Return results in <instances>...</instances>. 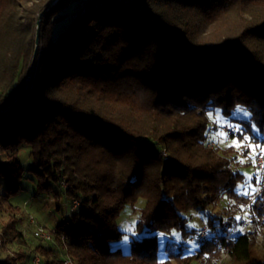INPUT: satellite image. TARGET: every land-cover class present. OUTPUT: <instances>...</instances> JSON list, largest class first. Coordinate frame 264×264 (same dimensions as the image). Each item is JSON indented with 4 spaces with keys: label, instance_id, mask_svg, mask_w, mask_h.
Masks as SVG:
<instances>
[{
    "label": "trees",
    "instance_id": "1",
    "mask_svg": "<svg viewBox=\"0 0 264 264\" xmlns=\"http://www.w3.org/2000/svg\"><path fill=\"white\" fill-rule=\"evenodd\" d=\"M217 111L245 129L239 146L211 145ZM249 143L264 146V0H0V236L20 248L0 264H264ZM22 179L80 203L51 242L19 229ZM127 209L141 237L123 253L110 243ZM159 232L198 247L160 251Z\"/></svg>",
    "mask_w": 264,
    "mask_h": 264
},
{
    "label": "rangeland",
    "instance_id": "2",
    "mask_svg": "<svg viewBox=\"0 0 264 264\" xmlns=\"http://www.w3.org/2000/svg\"><path fill=\"white\" fill-rule=\"evenodd\" d=\"M233 116L247 117L248 113L245 116L244 112L235 111L233 113ZM209 119H210V125H213L214 123L217 125V128L215 129L213 128L211 130V134H210L211 145L233 144L234 146H239L237 142L235 143L233 142L234 141L233 138L232 137L230 138V135L228 134L229 131L226 130L227 129L226 125H228L226 121L229 119L223 117L222 115L217 116L216 114L210 115ZM222 125H224L223 128H221ZM218 128L220 129L219 131H217ZM248 145L250 148L249 157L251 160H253V157L255 154L264 152V146H259L255 143H249ZM19 156L21 159L22 167L26 169L30 165L28 149L26 147H22L20 150ZM246 160L247 158H245L244 161ZM253 166H254V163L251 166H247V167H243L239 169V171L245 175L247 182H249V185H251L250 184L251 179L256 175V170ZM248 178H251V179H248ZM10 184L11 183L9 181L0 179V196L5 193V189ZM19 184L21 186V192L17 197L11 200V203L19 206L20 209L16 211V214L22 219V224L19 225V229L24 233L25 239L30 243V245L34 246L42 240L34 237L33 231H34L35 225L29 222L30 216H32L35 219L38 225H41L48 230H51L55 227V225L59 221L69 218L72 214V210H75L76 208H74V204H73L74 200L71 202L68 200H65L64 198H60L59 200H53L51 196L37 194L34 184L30 182L29 180L22 179ZM142 204H143V201L140 200L136 206L141 207ZM7 213H5L3 217H0V226L7 220V218H5L7 217L6 216ZM191 216L192 217L189 216V218H191L190 225L192 226L200 225V221L197 219L196 213L192 212ZM137 220H138V214L137 213L134 214L130 209H127L121 215V218L119 221V229L122 232H124V234L121 239L110 243V248L112 250L120 249L123 253L129 252L130 242L134 240L135 238L141 237V234H138L134 230V226ZM245 228L246 226L238 225L236 231L243 232ZM125 234H127L129 237L127 241L123 239ZM176 238H177L176 241H172L176 244V247H178V245L180 244H183V242L187 244V247L184 248L185 253L189 254L198 247V244H196V242H194V240L192 239L188 241H183L178 237ZM0 239H1L0 259H3L6 255H12L13 251L15 250L17 251L20 249L16 245V243L9 245V243H6L4 239L1 238V236H0ZM166 243H167V240L165 241L163 245H161L158 242L160 251H162L165 248ZM34 255H37L41 260V257L39 254L36 253Z\"/></svg>",
    "mask_w": 264,
    "mask_h": 264
},
{
    "label": "snow or ice",
    "instance_id": "3",
    "mask_svg": "<svg viewBox=\"0 0 264 264\" xmlns=\"http://www.w3.org/2000/svg\"><path fill=\"white\" fill-rule=\"evenodd\" d=\"M236 111H237V112H243V110L240 109L239 106H237ZM216 115H217V116H220L221 113H220L219 111H217V112H216ZM244 115L246 116L247 113L245 112ZM226 122H227L228 125H229V131H230V133L233 134V136H234V141H233L234 143H235L236 140L239 139V138H244V139L247 138V137L245 136V129H244L243 127H240V126H238V125H234V124H232L231 120H227ZM219 130H220V129L218 128L217 131H219ZM207 131H208V129H207V126H206V127H205V132L207 133ZM235 133H239L240 136H239V137H235V135H234ZM248 179H251V178H248ZM237 191H240V189H237ZM244 192H245V195H246V194H247V189H245ZM235 219H236V221H241L242 218L239 217V216H237ZM228 230H229V231H233L234 229H233V228H229ZM129 231H130V229H129ZM156 235H157V237H158V242H159L161 245H163V244L165 243L166 240L169 241V242H172V241H176V240H177V238L175 237V234H174V233H173V236H171V237H166L165 234H164L163 232H159V233H157ZM123 239H124L125 241H127V240L129 239L128 235L125 234L124 237H123Z\"/></svg>",
    "mask_w": 264,
    "mask_h": 264
},
{
    "label": "built area",
    "instance_id": "4",
    "mask_svg": "<svg viewBox=\"0 0 264 264\" xmlns=\"http://www.w3.org/2000/svg\"><path fill=\"white\" fill-rule=\"evenodd\" d=\"M253 161H254L256 168L259 171H262L264 168V153L255 154L253 157ZM73 204H74V206H80V203L77 200H74ZM30 217L32 219V224L35 225L34 229H41V227H43L41 225H38L32 216H30ZM206 229H207V227H203L201 229L200 233L196 237L197 240H199L201 238V236H205V230ZM33 233H34V231H33ZM46 242H50V240H49V238H47V236H46ZM32 260L34 261V264H39L37 257H33ZM63 264H69L68 261L66 260V258L63 260Z\"/></svg>",
    "mask_w": 264,
    "mask_h": 264
},
{
    "label": "bare ground",
    "instance_id": "5",
    "mask_svg": "<svg viewBox=\"0 0 264 264\" xmlns=\"http://www.w3.org/2000/svg\"><path fill=\"white\" fill-rule=\"evenodd\" d=\"M74 208H79V206H74ZM29 222L32 224V219L31 217H29ZM207 232L208 229L205 230V236H201V238L197 241L202 242L205 240L206 236H207ZM34 237L41 239L43 241H46V236L47 238H49L50 242L53 241V237H54V230H48L45 227H41V229H34V233H33ZM0 243H1V239H0ZM33 257H37L39 264H41V260L37 255H34ZM66 260L68 261L69 264H75V262L71 259V258H66ZM33 264L34 261L32 260Z\"/></svg>",
    "mask_w": 264,
    "mask_h": 264
},
{
    "label": "water",
    "instance_id": "6",
    "mask_svg": "<svg viewBox=\"0 0 264 264\" xmlns=\"http://www.w3.org/2000/svg\"><path fill=\"white\" fill-rule=\"evenodd\" d=\"M41 17H42V15L40 16V18ZM38 44H39V26H38L37 35H36V47H35V53H34L33 62H32V66H31V70H30V76L33 74L34 63H35L36 54L38 51ZM15 103H17V101Z\"/></svg>",
    "mask_w": 264,
    "mask_h": 264
}]
</instances>
